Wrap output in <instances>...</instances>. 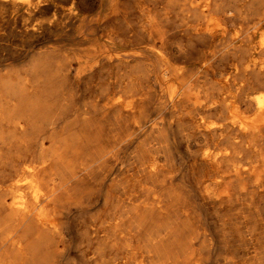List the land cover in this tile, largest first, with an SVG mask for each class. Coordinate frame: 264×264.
Masks as SVG:
<instances>
[{
    "label": "rangeland",
    "instance_id": "obj_1",
    "mask_svg": "<svg viewBox=\"0 0 264 264\" xmlns=\"http://www.w3.org/2000/svg\"><path fill=\"white\" fill-rule=\"evenodd\" d=\"M186 1L50 0L53 7L43 14L0 4V132L7 140L6 158H37L49 145L67 161L92 163L71 181L72 208L63 217L67 241L50 264H106L124 255L121 243L92 239L88 230L92 222L120 217L135 230L130 237L139 249L154 246L152 239L161 237V250L150 264H264V183L253 184L249 174L235 176L225 162L220 184L229 190L227 196L220 199L204 191L212 177V165L204 163L200 150L205 136L195 127L190 103L180 99L175 77L216 87L218 71L207 63L224 59L217 42L205 35L195 38L190 21L196 11ZM35 17L52 24L44 25L45 30L24 29ZM147 19L158 24L153 25L157 32L149 31ZM7 80L28 88L7 92ZM124 95L141 101L132 115L116 105L103 109L104 103ZM85 114L102 130L98 142L85 139ZM11 118L21 120L23 128L14 129ZM255 139L256 150L243 141L234 147L264 169V138L256 134ZM153 158L160 161L154 170L147 164ZM89 248L95 252L93 261Z\"/></svg>",
    "mask_w": 264,
    "mask_h": 264
},
{
    "label": "bare ground",
    "instance_id": "obj_2",
    "mask_svg": "<svg viewBox=\"0 0 264 264\" xmlns=\"http://www.w3.org/2000/svg\"><path fill=\"white\" fill-rule=\"evenodd\" d=\"M186 2L196 11L193 20L190 21V27L196 36L195 38L204 37L205 35V37L207 36L210 39V42H217L221 47V57L224 59L223 62L219 64L212 61L207 63L210 68L218 71L219 85L216 87L211 85L203 86L202 84L195 86L193 83H188L187 79L181 77L180 75L175 77L177 87H180L179 89L182 91L180 99L182 101L187 100L188 103H190L192 108L191 113L193 114H188L191 115L194 120L196 125L194 126L197 130H199L198 133L201 132L202 134L200 135L205 136V141L203 143L200 141L202 143V147L201 149L199 147V149L201 150L204 158V163L205 161H208L212 165V168L210 166L212 169V177L210 178L211 182L208 180L210 183L204 188V191L207 195H211V197L218 196L219 198H224L227 196L229 190L220 184L221 180L224 178V175L220 170V166H222L225 162L227 163L225 165H228L230 172H232L235 176L238 177L249 174L248 176H254L255 181L252 182L253 184L256 182L260 187L264 183V169L259 168L260 166L256 164L258 161L256 160V162L254 160L256 162L255 163L253 160L244 159V157L240 155V152L237 151V148L235 149L234 147V144L243 141V143L247 145L246 147H249L251 150L259 148L256 143L255 136L258 134L264 138V0H221V2H219V0H187ZM0 4H6L13 10L25 8V11H21L25 14H43L53 7L50 0H0ZM246 5L248 7H246ZM3 12L1 11V14H3ZM145 14L147 15V13L144 12L143 15ZM46 15L48 16V14ZM41 16L42 15H40V17ZM28 19L29 18H27V20ZM36 19L37 18L35 17V20ZM37 20H39V18ZM1 21L2 19L0 18V26ZM40 21L41 20H39L38 23L30 21L31 24L28 23L23 28L33 32L34 30H38L42 27L44 29V25L51 22V20ZM155 24H152L151 19H147L146 25L152 33L157 32L153 26ZM157 25L158 24H156V26ZM158 34L160 35L161 33L159 32ZM152 37L154 36L152 35ZM159 37H157L158 40ZM204 40L205 39L202 41ZM200 44L203 45L204 43ZM27 88V85L24 83L21 85H15L11 83V81L6 82L3 85V89L5 91L12 93L23 91ZM124 91L128 92V90ZM139 93L137 94L139 95ZM115 94H118V92ZM125 96L126 95H124V97L120 96L116 101H107L104 103L103 109L107 108L109 110L111 105H116L121 110H130V113L128 114L132 115L131 110H134V108L139 105L140 100L138 101L135 97ZM0 104H2L1 101ZM140 107H138V109H140ZM14 118L9 119L8 123L12 124L11 126H13L14 129L19 130L23 128V122L21 120H13ZM82 120L86 123V131L84 133L85 139L91 142H98L102 136L101 128L98 125L90 123V116L88 114H85L82 117ZM90 126L92 129L88 130ZM228 132L233 134L232 137H230L232 141L228 138L230 135ZM13 136V138L16 137V135ZM245 136L248 139L244 140ZM6 141V136L1 131L0 264H50L55 253H57L58 248L64 246L67 241V233L63 226V217L72 208V205H70L71 208L68 207V201H71L70 198H72L69 194L71 181L72 179L85 174L92 163L89 164L88 161L81 162L79 160L80 163L76 164L67 161L63 157L62 152L55 148L56 146L50 147L49 145L41 148L37 158L17 155L13 158V161H10L6 158L5 152L3 151ZM31 153H34V151ZM98 154L99 152L93 155V162L97 161L99 156ZM262 160L263 158L261 161ZM158 161L153 158L152 160H149L147 164L154 170L160 165ZM6 171H8V173H5ZM210 171L208 170V174L211 173ZM151 191H153V189ZM123 197L119 198L124 202L125 200L122 199ZM152 199L154 200V198ZM74 203H79L76 198ZM144 218L145 217H143V219ZM140 219L138 221H140ZM126 221L127 218L125 217L96 221L90 224L88 230L92 239L103 238L104 240H110L113 243L115 242L116 244L121 243V253L124 255L120 254L121 257L108 261L106 264H150L151 259L156 255L155 253H158L161 250V237L159 236L158 238L156 236L155 240L152 239V241L155 242L154 246L146 245L144 247L143 245L144 248L139 249L135 247L136 245L134 246L130 237V233L134 229L130 231V227L127 225L129 222L127 223ZM169 247L170 246H168V248ZM171 247L169 249H172ZM91 248L88 249L87 255L91 259L90 261H93L95 259V252L94 250H91ZM165 249L167 248L165 247ZM169 249H167V252L172 251H169ZM172 254H174V252ZM170 258H172V256ZM170 262L172 263L171 260Z\"/></svg>",
    "mask_w": 264,
    "mask_h": 264
}]
</instances>
